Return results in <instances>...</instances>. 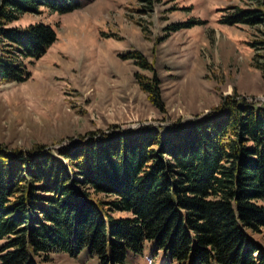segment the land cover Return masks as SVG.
Listing matches in <instances>:
<instances>
[{"label":"trees","instance_id":"16d2710c","mask_svg":"<svg viewBox=\"0 0 264 264\" xmlns=\"http://www.w3.org/2000/svg\"><path fill=\"white\" fill-rule=\"evenodd\" d=\"M142 1L149 6L154 0ZM42 3L59 11L77 4L0 0L1 78H26L23 58L40 56L55 39L43 21L8 25ZM223 19L264 33V0L236 5ZM251 43L264 49V36ZM129 54L153 69L139 50ZM253 57L264 82V57ZM136 78L163 109L157 73ZM260 199L264 101L236 93L201 118L117 129L72 141L57 154L40 144L13 151L0 145V264H37V256L73 254L83 246L101 264H120L127 249L140 251L146 240L174 264H264L263 242L254 235L264 239Z\"/></svg>","mask_w":264,"mask_h":264},{"label":"rangeland","instance_id":"374dc122","mask_svg":"<svg viewBox=\"0 0 264 264\" xmlns=\"http://www.w3.org/2000/svg\"><path fill=\"white\" fill-rule=\"evenodd\" d=\"M75 1L66 11L42 3L8 23H49L55 39L40 56L23 58L26 78L0 77L4 148L27 150L40 144L57 154L72 141L117 129L145 124L161 128L176 119L201 118L224 95L264 101V82L253 57H264V49L251 43L264 33L223 19L236 5L254 7L259 0H154L149 6L142 0ZM134 49L153 69L136 62L129 54ZM154 72L163 109L136 78V73ZM254 235L264 245L262 234ZM36 258L37 264H101L87 246L73 254L54 250L47 259ZM120 264L174 262L146 240L140 251L127 249Z\"/></svg>","mask_w":264,"mask_h":264}]
</instances>
